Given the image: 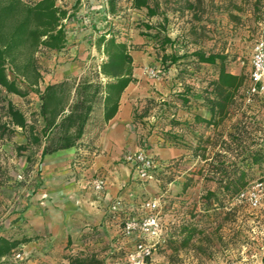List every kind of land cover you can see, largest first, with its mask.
I'll return each instance as SVG.
<instances>
[{
	"label": "rangeland",
	"instance_id": "rangeland-1",
	"mask_svg": "<svg viewBox=\"0 0 264 264\" xmlns=\"http://www.w3.org/2000/svg\"><path fill=\"white\" fill-rule=\"evenodd\" d=\"M56 1L73 13L64 22L66 42L77 45L72 51H58L55 58L48 50L38 53L44 72L40 86L54 79L63 62L59 56L103 57L96 39L102 33L114 36L128 45L131 54L152 56L153 65L146 69L160 73L148 77L166 82L169 88L165 95L153 89V97L136 101L138 146L144 144L153 155L155 146H179L183 151L163 161L170 164L159 170L154 181L132 175V206L111 209L101 230L94 229L87 239L68 238L49 248L45 245L49 235L34 234L23 213L45 182L44 161L37 146L19 148L27 131L10 124L6 113L10 103L39 128L38 95L29 89L22 96L7 93L0 86V235L20 240L1 262L69 264V257L79 256L114 264L130 247V238L123 234L127 214L138 216L139 201L158 198L164 240L156 245L151 264H222L227 259L264 264V219L255 220L237 203L233 188V179L241 173L240 187L264 176V92L252 93L249 80L254 48L264 43V0H149L155 10L152 16L146 8L132 7L131 0H115L112 10L108 0ZM196 50L223 55L226 70L243 77L231 102L220 114L209 115V123L195 120L199 115L195 110L209 113L207 101L212 98L218 66L199 62L193 54ZM168 55L177 60L170 63L165 60ZM18 85L26 89L24 83ZM189 110L193 116L182 113ZM253 155L257 162H252Z\"/></svg>",
	"mask_w": 264,
	"mask_h": 264
},
{
	"label": "trees",
	"instance_id": "trees-1",
	"mask_svg": "<svg viewBox=\"0 0 264 264\" xmlns=\"http://www.w3.org/2000/svg\"><path fill=\"white\" fill-rule=\"evenodd\" d=\"M114 2L108 0L111 10ZM131 5L134 8H146L150 16L155 14L149 0H131ZM72 14L66 7L57 4L56 0H0V86L7 93L20 96L25 95L27 89L35 92L39 99L37 114L41 125L36 128L34 124H29L23 113L10 103L6 111L8 122L27 131L26 142L19 148L37 146L41 158L46 153L77 145L100 97H103L104 122L109 120L117 110L120 94L129 82L135 80L132 77V57L128 45L102 33L96 39L95 46L107 59L101 63L99 71L92 73V77L98 78L101 73L109 78L104 84L97 78L89 81L81 77L78 80L67 78L51 82L40 88L42 74L38 53L42 50H62L66 42L67 26L64 22ZM164 40L170 42L169 38ZM193 54L201 63L218 66L217 77L210 91L212 98L207 101L212 117L216 111L219 114L224 111L231 102L233 91L242 84L243 77L226 70L225 57L221 54H206L201 50ZM166 59L173 63L177 56L168 55ZM9 74L12 78H9ZM18 81L24 83L26 89H21ZM194 118L209 123L200 115ZM155 158L160 160L157 156ZM252 162H257L254 155ZM242 175L233 179L236 194L244 188L239 185ZM190 234L189 231L187 238ZM19 243L18 239L0 235V262L13 253ZM68 260L69 264H101L94 257L76 256Z\"/></svg>",
	"mask_w": 264,
	"mask_h": 264
},
{
	"label": "crops",
	"instance_id": "crops-1",
	"mask_svg": "<svg viewBox=\"0 0 264 264\" xmlns=\"http://www.w3.org/2000/svg\"><path fill=\"white\" fill-rule=\"evenodd\" d=\"M74 46L65 42L62 49L70 48L72 51L76 47ZM48 51L55 53L54 58L58 55V51ZM131 57L132 77L135 80L129 82L120 94L115 114L104 122L103 97H100L90 113L77 145L42 156L46 179L38 189L37 197L32 199L31 206L23 213L28 215V222L34 234L49 235L45 243L49 248L60 246V243L68 238L75 241L87 239V235L94 229L101 230L102 225L109 221V212L115 202L120 201L121 207L133 204L135 189L129 182L133 174L122 160V154L139 147L134 106L141 98L153 97V89L165 95L169 88L166 82L154 79L153 83L148 77L146 68L153 65L152 56L131 54ZM58 58L63 62L53 74L54 79L45 85L67 78L78 80L86 77L89 81H94L97 77L94 79L92 73L99 71L101 63L107 59L105 55L94 57L90 53H74ZM38 62L42 63L39 59ZM41 74H44L42 69ZM97 79L104 84L109 78L99 73ZM191 111L182 113H185V116H193ZM195 112L210 121V113L204 108H198ZM191 120L194 121L192 117ZM194 124L196 127L199 125ZM152 149H157L155 154L162 161L170 160L183 151L179 146H155ZM96 177L104 179L105 185L101 191L94 190L91 185V181Z\"/></svg>",
	"mask_w": 264,
	"mask_h": 264
},
{
	"label": "built area",
	"instance_id": "built-area-1",
	"mask_svg": "<svg viewBox=\"0 0 264 264\" xmlns=\"http://www.w3.org/2000/svg\"><path fill=\"white\" fill-rule=\"evenodd\" d=\"M159 73V69H147V74L151 78L158 77ZM249 80L252 93L264 92L263 42L256 44L254 48ZM155 156L149 153L142 144L135 150L125 151L122 154V160L129 166L136 178L150 182L156 180L159 170L165 169L170 164V162L157 160ZM91 185L94 190L101 191L105 182L103 178L96 177L91 181ZM235 200L248 210L255 220L264 219V176L253 180L241 189L236 194ZM139 205L141 213L138 216L128 213L124 220L123 234L130 238V247L122 251L114 264H151L156 245L164 240L159 216L160 199L139 201ZM120 208V201L115 202L111 207L112 210ZM16 256L19 257L20 254L16 253ZM222 264L241 263L234 259H227Z\"/></svg>",
	"mask_w": 264,
	"mask_h": 264
}]
</instances>
